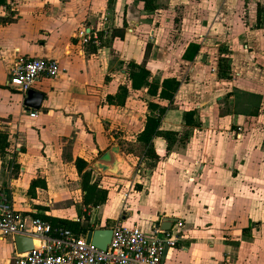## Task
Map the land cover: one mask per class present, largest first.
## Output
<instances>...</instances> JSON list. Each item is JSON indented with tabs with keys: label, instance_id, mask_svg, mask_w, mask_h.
<instances>
[{
	"label": "crops",
	"instance_id": "obj_1",
	"mask_svg": "<svg viewBox=\"0 0 264 264\" xmlns=\"http://www.w3.org/2000/svg\"><path fill=\"white\" fill-rule=\"evenodd\" d=\"M239 1L154 0L147 10L139 0H0V132L13 144L0 155V195L24 217L66 219L90 231L120 220L148 233L175 219L169 231L180 240L161 264H234L238 246L223 231L237 223L241 235L260 231L264 241V200L249 199L264 186V171L253 164L259 149L264 159V0H243V24ZM83 33L96 43L83 45ZM29 59L54 60L60 69L31 89L43 96L37 110L6 85L14 63ZM129 63L148 71L149 84L180 82L172 103L158 102L166 107L159 131L173 136L167 153L166 140L153 139L156 159L122 150L152 115L147 86L131 89ZM188 110L199 126H185ZM133 160L145 162L140 177L132 176ZM85 172L91 183L103 173L126 189L116 185L104 204L86 205L80 181L74 210L67 177ZM14 253L12 238L0 240V264ZM254 254L249 264H264V248Z\"/></svg>",
	"mask_w": 264,
	"mask_h": 264
},
{
	"label": "built area",
	"instance_id": "obj_2",
	"mask_svg": "<svg viewBox=\"0 0 264 264\" xmlns=\"http://www.w3.org/2000/svg\"><path fill=\"white\" fill-rule=\"evenodd\" d=\"M97 38L84 34L81 43H96ZM56 61L29 59L16 61L9 71L6 85L25 95L41 78L53 79L59 75ZM28 117L34 119L36 112ZM238 132L241 127L238 126ZM13 171V166L8 172ZM138 169L136 174H140ZM124 197L127 196L125 193ZM97 208V207H96ZM110 242L104 251L85 242V236H73L64 228L52 230L51 225L37 217H24L16 212L9 200L0 195V240L15 235L27 236L38 242L25 253H14L13 264H161L167 249H173L180 240L176 233L154 226L148 233L137 226H127L117 220L112 226Z\"/></svg>",
	"mask_w": 264,
	"mask_h": 264
},
{
	"label": "trees",
	"instance_id": "obj_3",
	"mask_svg": "<svg viewBox=\"0 0 264 264\" xmlns=\"http://www.w3.org/2000/svg\"><path fill=\"white\" fill-rule=\"evenodd\" d=\"M143 3V6L147 10H153L154 0H139ZM135 71H130L129 79L131 81L132 90H140L142 87L147 86L146 91V103L147 108L152 112V115L146 117L143 130L137 135L134 143H127L122 145V150L125 154H130L135 157H142L145 159H156L153 149V139L162 137L166 140V148L164 153H167L170 149V140L173 136L171 132L159 131L161 118L166 112V107L158 104V102H164L170 104L174 100V96L177 93L180 82L175 78H167L160 81L159 84H149L147 81L149 73L144 68L139 67L136 64L129 63L128 65ZM127 95L125 88L121 89V95L119 101L123 100ZM225 113H220V116H224ZM199 119L196 116L194 110H188L183 114V121L186 127H197L200 125ZM11 146L8 138L5 134L0 132V155L4 156L10 154ZM12 153V152H11ZM96 182H90L89 174L86 172L82 175V190L85 192L84 203L91 204L93 206L104 204L107 199V191H103L97 187ZM42 220L48 222L51 225L52 230L58 228H64L69 230L73 236H85L92 228L88 225H82L79 222H73L66 219H57L53 217H44Z\"/></svg>",
	"mask_w": 264,
	"mask_h": 264
},
{
	"label": "rangeland",
	"instance_id": "obj_4",
	"mask_svg": "<svg viewBox=\"0 0 264 264\" xmlns=\"http://www.w3.org/2000/svg\"><path fill=\"white\" fill-rule=\"evenodd\" d=\"M197 3L201 7V1H197ZM236 9H237L236 10L237 11V18H239V23L243 24V0L239 1V4L236 7ZM234 19H235V17H234ZM262 24H263V22H262ZM107 40H108V38H106L104 40V42H106ZM221 68L223 69V66H221ZM187 108H188V106L183 105L182 110H185ZM255 123H256V121L254 120V126L256 129V130L254 129V131H257L256 134L258 133V135H259L260 130H257ZM245 131L252 132V130L249 129L248 127L246 128ZM256 137L257 136H253V138H252L253 144L250 147H255L254 143L257 141ZM10 146H12V148H13V144H10ZM251 150H252V148H251ZM263 151H264V149H263ZM261 153H262V150H260V149L258 151L254 152V154L257 155L258 157L253 162V164H254V168H255L257 166V165H255V162H257V164L260 166V169L264 171V159H263V156L261 155ZM144 164H145L144 161L139 162V160H135L131 165V166H133L131 168L132 169L131 170L132 176H134L135 178L137 176H139V177L142 176V172H140V174L138 175V174H136V171L138 169L142 170L143 168H145ZM112 177L113 176H111V175H108V174L105 175L103 173L98 174V175L94 174V177L93 178L91 177V180L92 181L94 180V182H96V184L101 187L100 188L101 190L107 191V190H112V188H114L116 185L119 186V182L115 184L113 181L107 180V179H111ZM103 178H105V180H103ZM260 179H264V172L260 175ZM67 180H68L69 184L74 183V189L71 190L69 192V194H67V196H66V197H71L70 202L68 201L67 203H68V206H70V208L77 210L78 203L76 204V202L73 199L75 197H77V195H79V194H76V191L79 190V187H80L79 183H80V181L82 183V177H79L78 179L75 177H67ZM118 180L121 181L120 178H118ZM76 183H78V184L76 185ZM125 185L126 184L124 183V184H121V186H119V187L126 189ZM131 186H132V184L128 187H130V189L133 188V190H137L135 185H133V187H131ZM242 195H243V193H242ZM249 197H250L249 199L250 200L252 199L253 201H257L259 199L264 200V186L262 188H260V190H253ZM242 199H243V197H242ZM242 206H243V203H242ZM261 210L264 212V206L261 208ZM238 227H239V223H237V225H235L233 229L224 230L223 232H225V234H224L223 238H224V241L226 243H229L230 245H232L234 247L238 246V250L235 252L236 253L235 254L236 262L239 261V257H240V258H243L242 260H243L244 264H249V263H251V261L249 260L251 258L250 253H252V255L254 257H257V256H255L254 253H255V251L262 250L264 248V241H260L261 240V238L259 237L261 235L260 231L257 232V231L253 230L251 235H249L248 233H245V234L242 233V235H241L240 231L238 230ZM260 230L264 231V224L262 227H260ZM256 237H257V240L259 241L258 245L255 244ZM256 255H258V254H256ZM236 262L234 264H238V262L237 263ZM10 264H13L12 261Z\"/></svg>",
	"mask_w": 264,
	"mask_h": 264
},
{
	"label": "water",
	"instance_id": "obj_5",
	"mask_svg": "<svg viewBox=\"0 0 264 264\" xmlns=\"http://www.w3.org/2000/svg\"><path fill=\"white\" fill-rule=\"evenodd\" d=\"M42 99H43V96L40 93L35 92L33 90H29L26 93V98L24 100V106L27 109L37 110L40 107ZM175 222H176L175 219L165 218L162 220L161 224L158 227L159 229L163 231H169L171 228V225ZM111 233L112 231L109 228L96 229L93 231H89L86 234L85 242L87 244L90 243L93 247L101 251H104L110 242ZM12 240H13V244L15 247V252L17 254L28 252L34 249L38 244L36 240L30 237H27V236L15 235L13 236Z\"/></svg>",
	"mask_w": 264,
	"mask_h": 264
}]
</instances>
